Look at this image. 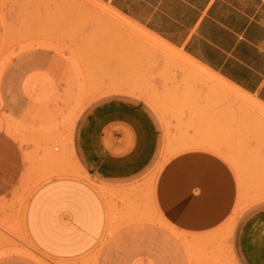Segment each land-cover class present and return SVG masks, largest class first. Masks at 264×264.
<instances>
[{
    "label": "rangeland",
    "instance_id": "374dc122",
    "mask_svg": "<svg viewBox=\"0 0 264 264\" xmlns=\"http://www.w3.org/2000/svg\"><path fill=\"white\" fill-rule=\"evenodd\" d=\"M28 63L34 68L23 72ZM108 94L152 109L162 128L159 160L126 190L94 185L102 198L109 195L105 232L80 257H52L24 233L26 200L51 178L86 179L71 157L69 132L88 102ZM0 130L26 163L0 195V264H98L108 239L116 251L105 256L111 264H237L235 218L264 199V104L101 0H0ZM186 149L219 155L236 178L232 215L207 234L178 230L153 205L158 168Z\"/></svg>",
    "mask_w": 264,
    "mask_h": 264
},
{
    "label": "crops",
    "instance_id": "0c3cea01",
    "mask_svg": "<svg viewBox=\"0 0 264 264\" xmlns=\"http://www.w3.org/2000/svg\"><path fill=\"white\" fill-rule=\"evenodd\" d=\"M101 1L264 104V0ZM44 63L34 66L40 69ZM34 66L25 64L23 72ZM4 99L3 111L9 114V97ZM68 137L71 157L86 179L57 177L41 183L27 198L22 218L27 239L60 259L80 257L96 245L110 209L109 195L102 198L94 185L126 190L138 184L159 160L162 128L141 100L108 94L81 109ZM25 165L14 140L0 130V195H8L16 169ZM158 169L153 205L178 230L207 234L232 215L236 178L219 155L186 149ZM120 231L112 239L120 238ZM109 242L98 264H111L105 256L116 251ZM230 246L237 264H264V199L237 214Z\"/></svg>",
    "mask_w": 264,
    "mask_h": 264
}]
</instances>
